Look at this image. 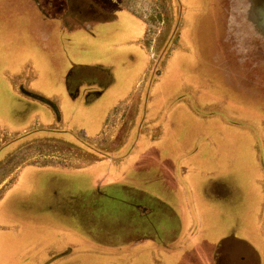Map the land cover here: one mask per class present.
Masks as SVG:
<instances>
[{
  "label": "crops",
  "instance_id": "1",
  "mask_svg": "<svg viewBox=\"0 0 264 264\" xmlns=\"http://www.w3.org/2000/svg\"><path fill=\"white\" fill-rule=\"evenodd\" d=\"M146 6L0 0V88L22 109L15 118L30 119L13 131L0 124V263L123 264L105 250L135 243L126 254L138 245L139 257L127 259L140 264H264L259 135L233 127L205 87L183 84L170 96L176 84L148 79L157 54ZM30 144L50 152L4 179L3 158ZM127 185L155 203L138 206L134 227L126 217L114 229L109 190ZM152 211L155 232L131 237Z\"/></svg>",
  "mask_w": 264,
  "mask_h": 264
},
{
  "label": "rangeland",
  "instance_id": "2",
  "mask_svg": "<svg viewBox=\"0 0 264 264\" xmlns=\"http://www.w3.org/2000/svg\"><path fill=\"white\" fill-rule=\"evenodd\" d=\"M145 3L147 4L145 7L147 13L154 17L153 12L157 11L158 16L156 17V28L153 25L154 20H150L152 23L151 32L156 38V60L158 59V62L161 60L159 66L162 67L155 74L157 76L155 79H161L169 83L168 88L171 84H176L179 87L168 90L170 96L181 89L183 84L194 83L195 90L199 87L208 89L211 98L219 100L224 106L222 109L226 111L227 119L231 118L230 120L234 121L233 127L257 131L260 138L259 145L264 155V1L189 0L187 3L186 0H173V6L175 7L173 14L172 9H170V0H158L156 3L145 0ZM184 7H187L188 11L183 10ZM173 16L179 18L180 25L176 26L170 23ZM139 20L144 23L141 17ZM220 37L221 40H218L217 38ZM172 52L173 59L169 63L166 60L168 54ZM182 54H185V57H181L183 60L179 59ZM2 61L0 60V64H2ZM186 61H189L188 64H185ZM164 64L168 65L166 68L167 74L160 78V75L164 73ZM209 65L223 66L222 69L213 67L210 69ZM1 82L4 84L5 79ZM6 93L5 88H0V124L12 128L11 131L28 127L30 125L29 118V121L26 122L15 118V111L21 112L22 109L16 107L18 104L13 109L11 100H9L10 93L8 92L7 95ZM223 102H225L224 105ZM226 130L228 134H232L230 132H233L231 130L234 129L228 126ZM228 138V141H230L234 137ZM241 138L243 139V146L252 145V137L242 134ZM3 139L5 140L4 136ZM254 145L255 143H253ZM28 147L24 146L20 153L3 158L2 174L4 179L6 177L11 178L14 175L15 166L23 165L34 156L40 157L45 152V154L50 152L47 151L50 148L48 144H35L34 146L32 144L29 147L30 149L34 148L32 154L27 151ZM243 152L250 154L247 149H243ZM127 186L133 188L119 189L116 187V189L109 190V193H113L115 196V201L111 204L112 212L110 214L111 223L113 226L115 225L114 229H117L118 223L121 224L122 219H126V217V221L134 227L138 223L135 221V219L138 220L136 216L142 208L138 206H141L142 203L150 205L155 203L154 198H150L147 193L144 192L145 194L142 196L143 193L142 195L139 193L141 190L137 186ZM147 187L151 190L152 185ZM249 187L248 184L244 185V188ZM133 212L138 213L134 218L132 217ZM144 215L146 214L144 213ZM155 218V212L152 211L143 218V221L140 219L142 223L139 222L136 231H132L133 235L131 237L137 236L136 232L139 235L142 232L145 234L147 232L154 233L155 227L159 225L155 223ZM139 229L142 232H139ZM125 233H117V240L121 241ZM133 244L135 243H132L130 248ZM130 248L123 246L113 250H105L104 254L108 256L105 258L115 263H120L117 258H124L125 263L123 264H140L138 259L128 260L127 258L136 257L141 247L137 245L136 252L129 256L126 252H129ZM135 254L137 255L134 256ZM149 255L152 256L151 251H149ZM7 264L28 263L26 258H24V262H19L17 258L13 257ZM61 264H74V261L66 260ZM83 264H85V261H83ZM98 264L105 263L99 261ZM106 264H112V262L107 261Z\"/></svg>",
  "mask_w": 264,
  "mask_h": 264
},
{
  "label": "flooded vegetation",
  "instance_id": "3",
  "mask_svg": "<svg viewBox=\"0 0 264 264\" xmlns=\"http://www.w3.org/2000/svg\"><path fill=\"white\" fill-rule=\"evenodd\" d=\"M187 1V0H186ZM225 1V0H224ZM229 2H230V0H228ZM264 1V0H263ZM157 2H158V0H157ZM169 2V1H168ZM174 4H175V2H174ZM170 9H172V14H173V11L175 10V7L173 6V0H170ZM186 9V11H188V8L187 7H184L183 8V10H185ZM79 11V10H78ZM81 13H82V11H80ZM78 13V17L79 18H81L83 15L81 14V13ZM91 12L92 11H88V12H86V13H89L88 15H91ZM153 15H154V17L153 16H151V20L153 19L154 20V27L156 28V24H157V18L156 17H158L157 16V11H154L153 12ZM153 17V18H152ZM182 19V18H181ZM170 23L173 25H176V26H178V25H180L181 23L179 22V18L178 17H175V16H173V19H171L170 20ZM177 29V28H176ZM175 29V30H176ZM178 30V29H177ZM155 34H156V32H155ZM182 34H183V32H182ZM218 40H219V38H217ZM220 40H221V37H220ZM154 47H156V39H155V41H154ZM220 47V46H219ZM219 52H221V51H219ZM172 54H173V52L172 53H169L168 54V58H167V60L166 61H168L169 59H170V57L172 56ZM189 55V54H188ZM183 56L185 57V54L183 55H180L179 57H182L183 58ZM225 56V55H224ZM156 58H157V56H156ZM156 58H154V62H153V68L151 69V71L149 72V77H148V79H150V75H151V77H152V79H155L157 76L155 75L160 69H162V67L161 66H159L160 64H161V60L158 62V59L156 60ZM181 58V60H183ZM188 62L189 61H186L185 62V64H188ZM157 64H158V66H157ZM210 64V63H209ZM181 65V64H180ZM226 65V64H225ZM165 64H164V66H163V68H165ZM222 66L223 65H220V66H212V65H209V67L210 68H215V69H222ZM189 83V82H188Z\"/></svg>",
  "mask_w": 264,
  "mask_h": 264
}]
</instances>
